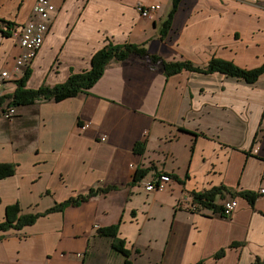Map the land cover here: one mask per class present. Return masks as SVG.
Listing matches in <instances>:
<instances>
[{"label": "crops", "instance_id": "obj_1", "mask_svg": "<svg viewBox=\"0 0 264 264\" xmlns=\"http://www.w3.org/2000/svg\"><path fill=\"white\" fill-rule=\"evenodd\" d=\"M53 1L57 10L27 88L90 69L110 42L197 67L212 58L247 69L264 63V0H181L163 38L172 0ZM35 3L0 0V79L21 52L1 31L7 21L28 22ZM139 3L159 8L144 17ZM162 65L132 53L111 61L88 93L17 106L11 118L5 111L18 82L0 87V163L16 165L0 179V222L16 203L22 214L44 213L92 187L118 186L22 229L0 230V264H126L113 240L99 234L117 223L131 264H264V73L254 83L219 71L167 77ZM143 141L144 152H136ZM145 167L150 171L132 183ZM159 173L171 180L147 191ZM221 185L259 196L253 206L238 195H217L220 205L238 200L226 217L191 193Z\"/></svg>", "mask_w": 264, "mask_h": 264}, {"label": "trees", "instance_id": "obj_2", "mask_svg": "<svg viewBox=\"0 0 264 264\" xmlns=\"http://www.w3.org/2000/svg\"><path fill=\"white\" fill-rule=\"evenodd\" d=\"M181 0H172L171 9L167 16V19L163 20V24L161 27V38L166 36L171 28L172 19H174V15L178 9ZM6 22V21H5ZM8 27L13 25L11 21H7ZM4 35H10L8 31H1ZM134 53L141 56H146L153 63H162L165 75L170 77L182 70H195L196 72L201 73H213L216 71L226 73V75L234 76L241 78L249 83H254L259 80L260 76L264 73V63L260 67L254 68H242V66L237 65L232 61H227V59L222 58H212L209 62L202 67H197L191 61H166L164 58L158 55H150L145 50V47L136 45L135 43H108L105 47L100 48L95 52L92 58L91 68L84 69L81 72H73L70 74L69 78H67L64 82L55 84V85H42L38 88H27L26 82L31 75V68L25 69V73L21 76L17 82L18 87L16 91H14L12 96H9L10 106H22V105H31L34 104L37 100H56V102L62 101L68 97H75L79 93L89 92V90L95 85L99 78L104 75L106 66L113 60L125 61L129 58V56ZM4 99L0 98V106L2 105ZM135 151L143 153L144 152V141L137 142L135 144ZM16 165L12 163H0V179L9 177L15 173ZM150 171V168H138L136 172L133 174V182L135 183L139 181L141 178ZM118 186L115 184L108 185L105 187L95 186L90 188L87 193H82L77 195L76 197L68 198L65 201L60 203H56L54 206L48 208L44 213H30V214H22L21 208L18 203L10 205L7 207V214L5 215V219L0 222V230H10L12 228L22 229L26 225H30L36 221L40 216L48 214L50 212L63 211L65 207L72 205H79L83 201H88L92 197L101 194H107L113 189H117ZM194 199L199 201L206 206L207 208H212L215 211H219L222 209V204L215 203V199L217 195L225 196V193H229L232 196L238 195L247 199L250 203L255 205L256 199L259 194L255 193L251 190L245 191H232L227 187L221 185L213 187L212 189H205L203 191L195 192L191 191ZM119 223L112 224L110 226L101 228L99 230V234L104 237H109L113 240V247L116 251L122 253L126 257V264H131L129 261L130 251L125 247V241L123 239L117 238V234L119 233ZM237 244L234 242L232 245ZM226 252L225 249L218 251L215 254V257H222ZM201 261L199 264H201Z\"/></svg>", "mask_w": 264, "mask_h": 264}, {"label": "built area", "instance_id": "obj_3", "mask_svg": "<svg viewBox=\"0 0 264 264\" xmlns=\"http://www.w3.org/2000/svg\"><path fill=\"white\" fill-rule=\"evenodd\" d=\"M136 8L142 16L152 17L159 8V5L139 3ZM56 10L57 7L53 0H36L34 14L28 22L13 24L3 29L8 31L11 37L18 40L21 52L17 55L12 70L6 69L2 71L0 87L4 85L6 80H18L25 73V69L30 68L32 61H34L41 46L44 44L46 34L50 28L52 15ZM5 114L9 118L13 117L15 114V106L7 107ZM83 126H87V124ZM103 139L105 138L103 137ZM170 180L171 176L169 174L159 173L147 183L146 190H162ZM260 193L264 194V188L261 189ZM236 206H238V200L236 198L228 199L222 205V214L226 217L231 216ZM199 207L198 203L191 205L194 211L199 209Z\"/></svg>", "mask_w": 264, "mask_h": 264}]
</instances>
